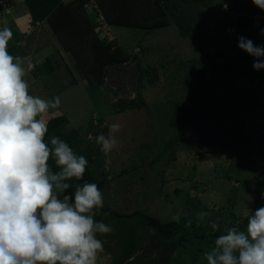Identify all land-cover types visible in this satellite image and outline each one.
Returning <instances> with one entry per match:
<instances>
[{"label": "rangeland", "instance_id": "374dc122", "mask_svg": "<svg viewBox=\"0 0 264 264\" xmlns=\"http://www.w3.org/2000/svg\"><path fill=\"white\" fill-rule=\"evenodd\" d=\"M171 1L173 5L180 1L184 7L188 4L185 2L190 1L188 6L200 7L198 10L190 9L192 14L187 10L182 12L194 18L197 32L219 41L218 45L209 49L210 56L218 50L223 51L224 57L232 56L233 63L253 67L248 61L254 62V58L238 47L237 40H232V32L228 29L232 26L229 18L232 17L231 11L235 9L249 15L256 12L259 14L256 16L264 18V11L255 7L252 0ZM225 2L227 11L224 12L221 7ZM253 16L256 17L255 14ZM86 17L91 19V14ZM171 23L151 32L112 27L114 38L121 37L118 41L123 55L130 58L120 65L108 67L101 83L95 82L91 76L86 78L81 75L65 49L59 51L69 64L71 85H64L56 77L46 81L40 79L39 83L43 86L38 90L31 87L28 73L25 79L29 81L30 94L45 99L60 98L59 109L50 110L45 117L47 120L65 116L68 119L66 131H74L81 137V151L87 152L89 145L93 146V151H100L98 157H93L91 168L96 169L98 175L103 173L108 178L102 192L108 207L122 214L139 210L161 222H178L183 216L194 218L202 227L206 219H211L208 217H213L225 228L224 221L231 220L232 214L241 220L246 218V212L252 214L248 209L254 212L264 206L261 196L264 192L260 195L253 193L255 184L264 174L263 156L232 159L224 153L208 149L200 159L188 150L166 148L168 143L175 142V130L169 126L173 105L188 104L193 73L200 64L206 65L215 80L214 90L246 105L240 120L244 122L247 134L257 137L258 128L264 127V118L260 117L264 110V89L253 87L256 83H249L238 76H226L220 68L223 57L216 66L206 62L196 45L189 38L180 37ZM42 41L45 42V49L52 43L51 39L44 41V37ZM253 42L264 45L256 39ZM16 48L19 51V47ZM46 51L52 54L51 58H56L51 48ZM34 54L31 51L19 55L26 59ZM211 66L214 67L212 70ZM79 83L82 86H78ZM50 85L52 89L45 91ZM131 104L140 107L124 113L117 112ZM254 104L256 109L252 108ZM113 123L121 125L120 131L115 134L118 143L110 152H104L96 143V137L100 134L107 136ZM196 201L205 209L195 212ZM198 212L213 215H207L199 222ZM227 223L229 226V221ZM196 257L180 251L177 260L171 264H206L203 254ZM97 264H105L99 255Z\"/></svg>", "mask_w": 264, "mask_h": 264}, {"label": "trees", "instance_id": "16d2710c", "mask_svg": "<svg viewBox=\"0 0 264 264\" xmlns=\"http://www.w3.org/2000/svg\"><path fill=\"white\" fill-rule=\"evenodd\" d=\"M64 1L23 0L32 22H46L49 25L60 45L71 56L79 73L86 78L91 76L95 82L101 83L108 67L120 65L130 57L123 55L115 39L106 41L97 34L95 19L86 17L85 4L89 0H66V3ZM95 1L110 28L123 27L134 31L151 32L165 28L172 22L179 36L189 38L204 56L206 62L216 66L217 61L223 57L224 61L220 64V68L226 76H238L249 83H256L253 87L258 86L264 89V69L256 71L253 67L235 64L232 56L224 57L222 54L224 52L219 50L214 56H210L209 49L218 45L219 41L197 32L198 30L194 28V18L191 19L182 12V10H187L192 14L190 9L198 10L200 8L198 5L188 6L190 1H187L185 3L188 4L182 7L180 1L173 5L171 0ZM229 18H231L230 25L232 26L228 29L232 32V40L236 39L237 44L238 36L254 40L256 31L250 17ZM225 41L228 42V40ZM14 45L7 48L9 54L13 56H15L16 48ZM248 63L253 65V61H248ZM212 66L210 70L214 68ZM208 69L206 65L201 64L198 69H195L188 104L175 103L173 105L169 126L175 130L173 140L175 142L168 143L166 148L173 151L175 147L184 151L188 150L200 159L203 152L208 149L224 153L232 159L247 160V157L259 155L262 147L260 131L264 127L258 128L257 137H250L247 134L244 122L240 120L246 105L214 90L215 80ZM140 105L131 104L117 112L137 110ZM252 108L256 109L255 104ZM260 116H264V110L261 111ZM47 121L46 142L50 143L51 137L58 136L67 142L77 155H83L88 161L83 179L69 181L72 185L69 193L74 191L77 183L83 182L95 183L103 192L108 178L103 173L98 175L97 170L91 168L93 157H98L100 151H93L92 145H89L87 152L81 151V137L74 131L73 133L66 131L68 119L65 116H55ZM49 163L54 171L57 170L52 160ZM263 192L264 174L253 189L256 195ZM196 204L193 209L195 212L205 209L198 201ZM94 211V218L97 221H103L114 229L111 234L98 236L103 241L104 249L99 254V258L105 264H171L173 260H177L176 256L180 251H186L196 257L208 251L213 246L214 239L221 235L226 227L235 226L244 230L247 224V218L238 220V217L232 214L231 220L224 221L225 228L218 222L220 229L214 232L211 227L215 222L213 217H208L211 219H206L202 227L200 223L195 222L194 218L187 219L183 216L178 222H161L139 210L130 214H122L105 203L102 208ZM208 215H213V213ZM227 221H229V226Z\"/></svg>", "mask_w": 264, "mask_h": 264}, {"label": "clouds", "instance_id": "9594fccd", "mask_svg": "<svg viewBox=\"0 0 264 264\" xmlns=\"http://www.w3.org/2000/svg\"><path fill=\"white\" fill-rule=\"evenodd\" d=\"M252 3L264 11V0ZM260 34L264 36V29ZM12 38L9 27L0 29V264H97L104 250L98 236L114 231L94 218V210L104 205L103 193L89 182L77 183L69 193V181L83 179L88 161L58 136L45 141V117L59 109L61 101L58 96L30 94L25 76L33 64L9 54ZM238 47L254 58V70L264 69V45L240 36ZM120 129L113 123L107 136L96 137L102 151L117 146ZM248 212L252 214L245 213L244 230L226 227L214 239L203 253L206 264H264V206ZM207 215L198 212L197 220ZM211 227L214 232L220 229L218 222Z\"/></svg>", "mask_w": 264, "mask_h": 264}, {"label": "crops", "instance_id": "0c3cea01", "mask_svg": "<svg viewBox=\"0 0 264 264\" xmlns=\"http://www.w3.org/2000/svg\"><path fill=\"white\" fill-rule=\"evenodd\" d=\"M0 1H3L6 5V8L0 7V29H2L3 27H9L13 32V38L12 40L9 41L8 46H13L15 44L16 47L17 46L19 47V51L17 48H15V56H20L19 54L21 52L28 54L29 52L32 51L35 53L31 57L29 56L28 58L25 59L26 61H31V63L33 64V68L31 70H26V73H28V79L29 80L31 79L30 80L31 87L33 86V88L39 90L43 86L39 83L40 79L46 81V80H53L55 79V77L61 79L62 82H64V85L65 84L71 85L72 80L71 77L69 76V67H68L69 64L66 61V59L63 60L60 54L61 52L59 51L60 49H63V47L60 45L59 41L52 33L49 25L46 22L33 23L23 0H0ZM66 2L67 1L65 0L64 3ZM3 11L6 12L3 13ZM231 12H232L231 13L232 17H240V16L250 17L252 20L253 18L258 17V19L264 20L263 17L256 16L259 15L256 12H254L256 17L253 16L254 14L249 15V13L237 9ZM117 28H123V27H117ZM43 37H44V41L48 39L52 40V43L49 44L46 47V49H45V42L42 41ZM114 39L116 40L117 45L120 47V43L118 40L121 41V37H118L116 39L115 36ZM259 42L264 43V41H259ZM51 45H53V47ZM50 48L55 52L56 58H51L52 54L46 51V50H50ZM25 49H29V51L27 52ZM78 86H82V85L79 83ZM50 89H52L51 85L50 87L45 88L44 90L46 91ZM256 126L259 127L258 123L256 124Z\"/></svg>", "mask_w": 264, "mask_h": 264}, {"label": "built area", "instance_id": "2783aa9c", "mask_svg": "<svg viewBox=\"0 0 264 264\" xmlns=\"http://www.w3.org/2000/svg\"><path fill=\"white\" fill-rule=\"evenodd\" d=\"M0 5L2 6V2L0 1ZM224 5L223 7H225ZM4 7V6H2ZM86 10L88 14H91V18L95 19V30L100 38L111 41L113 39L112 31L110 26L106 23V20L99 9L98 5L91 0L86 5ZM253 28L255 29L256 33L254 35L256 40L264 41V36L260 34L261 29H264V21L258 18L253 19ZM262 134V142H261V153L260 156H263L262 159L264 160V129L260 131ZM259 133V134H260ZM264 198V193L261 195Z\"/></svg>", "mask_w": 264, "mask_h": 264}]
</instances>
